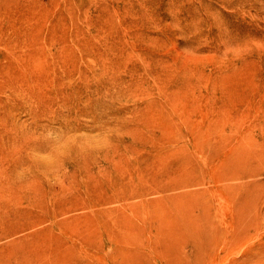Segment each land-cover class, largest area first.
<instances>
[{
  "label": "rangeland",
  "instance_id": "1",
  "mask_svg": "<svg viewBox=\"0 0 264 264\" xmlns=\"http://www.w3.org/2000/svg\"><path fill=\"white\" fill-rule=\"evenodd\" d=\"M0 264H264V0H0Z\"/></svg>",
  "mask_w": 264,
  "mask_h": 264
}]
</instances>
